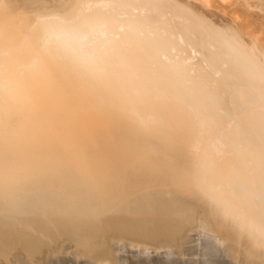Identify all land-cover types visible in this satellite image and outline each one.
I'll return each instance as SVG.
<instances>
[{
    "label": "bare ground",
    "instance_id": "bare-ground-1",
    "mask_svg": "<svg viewBox=\"0 0 264 264\" xmlns=\"http://www.w3.org/2000/svg\"><path fill=\"white\" fill-rule=\"evenodd\" d=\"M197 1L0 0V264H264V0ZM84 16L102 72L26 69Z\"/></svg>",
    "mask_w": 264,
    "mask_h": 264
},
{
    "label": "clouds",
    "instance_id": "clouds-1",
    "mask_svg": "<svg viewBox=\"0 0 264 264\" xmlns=\"http://www.w3.org/2000/svg\"><path fill=\"white\" fill-rule=\"evenodd\" d=\"M37 23L39 54L33 56L25 66L28 71H39L44 58L50 56L62 58L86 72L103 71L114 49L108 21L84 16L73 20L42 18ZM11 87L9 84V90Z\"/></svg>",
    "mask_w": 264,
    "mask_h": 264
},
{
    "label": "rangeland",
    "instance_id": "rangeland-1",
    "mask_svg": "<svg viewBox=\"0 0 264 264\" xmlns=\"http://www.w3.org/2000/svg\"><path fill=\"white\" fill-rule=\"evenodd\" d=\"M177 3H179V4H182V5H189V4H184V3H191L193 0H175ZM191 1V2H190ZM197 1V0H196ZM198 1H200V0H198ZM198 1H197V3H198ZM214 1V0H213ZM194 2H195V0H194ZM193 2V4H195V5H197V6H199L200 4L198 3V4H196V3H194ZM213 3H216V1L215 2H213ZM218 3H219V6L220 5H224V6H222V7H225V8H227V6H225L226 4L227 5H229V3H230V5H231V3H232V5L233 4H235V0H217V5L215 4V6H218ZM221 3V4H220ZM214 5V4H213ZM236 8H237V10L240 12V14H241V16L244 18V19H247V20H249L250 18H251V16L250 15H247L246 14V12L243 10V8L239 5V4H237L236 5ZM251 21L253 20L252 18L250 19ZM253 28H258V25H256L255 23L253 24ZM58 255V254H57ZM55 256H56V254H55ZM16 260V259H15ZM15 262H17V261H15Z\"/></svg>",
    "mask_w": 264,
    "mask_h": 264
}]
</instances>
